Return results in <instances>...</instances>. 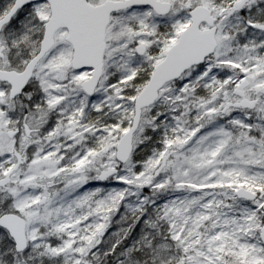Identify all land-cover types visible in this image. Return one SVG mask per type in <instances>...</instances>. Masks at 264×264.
Returning a JSON list of instances; mask_svg holds the SVG:
<instances>
[{"label": "snow or ice", "instance_id": "6c2138e0", "mask_svg": "<svg viewBox=\"0 0 264 264\" xmlns=\"http://www.w3.org/2000/svg\"><path fill=\"white\" fill-rule=\"evenodd\" d=\"M0 264H264V0H0Z\"/></svg>", "mask_w": 264, "mask_h": 264}]
</instances>
